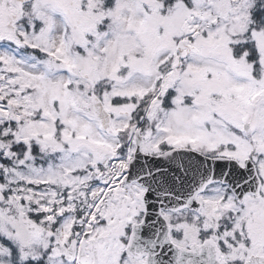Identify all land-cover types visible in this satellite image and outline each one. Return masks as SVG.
<instances>
[{"label":"snow or ice","instance_id":"snow-or-ice-1","mask_svg":"<svg viewBox=\"0 0 264 264\" xmlns=\"http://www.w3.org/2000/svg\"><path fill=\"white\" fill-rule=\"evenodd\" d=\"M0 264H264V0H0Z\"/></svg>","mask_w":264,"mask_h":264}]
</instances>
